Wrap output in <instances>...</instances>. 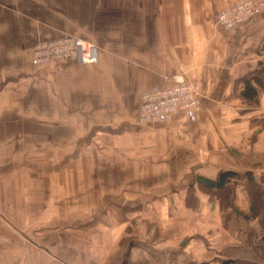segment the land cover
<instances>
[{
	"label": "crops",
	"instance_id": "obj_1",
	"mask_svg": "<svg viewBox=\"0 0 264 264\" xmlns=\"http://www.w3.org/2000/svg\"><path fill=\"white\" fill-rule=\"evenodd\" d=\"M238 1L0 0V141L21 134L15 154L35 160L32 173L23 166L16 180L0 179L2 264H229L256 253L264 12L222 28L218 12ZM62 34L96 44L97 61L33 65L32 45ZM180 73L198 90L200 110L140 123L141 94ZM90 152L93 202L130 211L129 223L114 213L91 239L73 233L90 219L74 204L92 200L72 192L67 162ZM222 171L234 172L222 186L195 180ZM5 172L12 176L0 157Z\"/></svg>",
	"mask_w": 264,
	"mask_h": 264
},
{
	"label": "built area",
	"instance_id": "obj_2",
	"mask_svg": "<svg viewBox=\"0 0 264 264\" xmlns=\"http://www.w3.org/2000/svg\"><path fill=\"white\" fill-rule=\"evenodd\" d=\"M264 10V2L241 0L218 12L216 23L224 29L235 28L257 17ZM98 58V47L91 41L72 34L38 40L31 47V63L45 65L65 59L79 63H94ZM199 92L182 73L172 75L158 87L141 94L138 111L140 123H157L168 120L178 111L194 114L200 110Z\"/></svg>",
	"mask_w": 264,
	"mask_h": 264
},
{
	"label": "rangeland",
	"instance_id": "obj_3",
	"mask_svg": "<svg viewBox=\"0 0 264 264\" xmlns=\"http://www.w3.org/2000/svg\"><path fill=\"white\" fill-rule=\"evenodd\" d=\"M256 1H263L264 0H256ZM236 3V2H235ZM234 4V3H233ZM232 4V5H233ZM231 6V5H230ZM228 8V7H227ZM224 10V9H223ZM264 12V10L262 11ZM261 12V13H262ZM97 39L100 41L97 42L98 45H102L103 42L106 40V36L103 35V32L99 34ZM53 63V62H50ZM49 63V64H50ZM48 64V63H47ZM135 109V107H131V109ZM14 137L10 141H0V147H2L5 151H8L6 155H0L1 157V162L8 166L10 168V173L12 176H2L0 175V179H7L8 180H16L18 178L19 170L23 166H27V169H29L30 173H32V165L34 163V156L32 154L29 155H19L15 154L17 151H23L21 144L25 142L24 140H20L19 136L21 134L15 133L12 134ZM31 144V142H30ZM31 151V150H30ZM62 159H58V164L61 163ZM67 162L71 163L74 165L73 169L70 170L69 176L67 173H65L68 177L71 178L72 181V187L71 190L72 192L75 193H80V195H86L92 202L88 204H74V209H80V208H85L87 206L88 208V213H90V219L89 221L85 222L84 224H81L80 226L76 227L73 229V233L77 236H85L88 235L89 238L94 237L96 230L99 228H110L112 226L113 222V214L114 213H121L122 219H125L128 223V219L130 217V211H128V205H120V204H115V203H102V204H97V202H93L96 200V195H97V188L95 183H97V157L96 155L92 154L91 152L89 155H85L83 157L79 156H70L67 158ZM63 163V162H62ZM85 165V172H81L80 169L82 166ZM20 166V167H19ZM62 167L58 166V173L59 169ZM2 172H4L1 169ZM27 172V171H26ZM133 213V212H131ZM123 220V221H125ZM79 225V224H78ZM129 225V224H128ZM75 227V225H74ZM128 227V226H127ZM126 227V228H127ZM126 233H128V229L125 230ZM76 236V237H77ZM128 238L126 237L123 240L124 244H127ZM239 259L246 260L249 259L250 257L248 256L247 253L244 254H239L238 255ZM228 259V258H227ZM5 258L0 255V264L5 263L4 262Z\"/></svg>",
	"mask_w": 264,
	"mask_h": 264
},
{
	"label": "water",
	"instance_id": "obj_4",
	"mask_svg": "<svg viewBox=\"0 0 264 264\" xmlns=\"http://www.w3.org/2000/svg\"><path fill=\"white\" fill-rule=\"evenodd\" d=\"M234 151V150H233ZM235 152V151H234ZM234 174V172H231V171H222L218 178L216 180H212V179H209L207 177H204L203 175H196L195 177V180L201 184H204L205 186L207 187H210V186H222L226 181L229 180V177ZM264 238V236H263ZM228 261L225 260V263H227Z\"/></svg>",
	"mask_w": 264,
	"mask_h": 264
},
{
	"label": "trees",
	"instance_id": "obj_5",
	"mask_svg": "<svg viewBox=\"0 0 264 264\" xmlns=\"http://www.w3.org/2000/svg\"><path fill=\"white\" fill-rule=\"evenodd\" d=\"M248 86L246 85V88ZM251 89V88H249ZM256 253L246 260H236L229 264H264V241L260 240L257 245L254 246Z\"/></svg>",
	"mask_w": 264,
	"mask_h": 264
}]
</instances>
